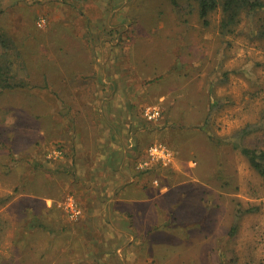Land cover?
<instances>
[{"label":"rangeland","instance_id":"374dc122","mask_svg":"<svg viewBox=\"0 0 264 264\" xmlns=\"http://www.w3.org/2000/svg\"><path fill=\"white\" fill-rule=\"evenodd\" d=\"M222 17L219 4L204 24L196 0H0V64L18 84L0 87V264H76L82 255L64 231L80 216V192L55 186L42 151L74 118L96 120L98 93L121 78L143 87L131 106L141 126L168 140L173 194L168 235L158 227L150 250L134 259L118 247L109 261L264 264V175L240 149L264 150V7L242 11L228 32ZM62 48L74 56L61 60ZM63 63L93 73L62 75ZM148 106L159 115L147 118Z\"/></svg>","mask_w":264,"mask_h":264},{"label":"crops","instance_id":"0c3cea01","mask_svg":"<svg viewBox=\"0 0 264 264\" xmlns=\"http://www.w3.org/2000/svg\"><path fill=\"white\" fill-rule=\"evenodd\" d=\"M63 49L58 51L61 60L74 56ZM71 65L61 64L58 73L73 76L93 73L91 67ZM130 69L132 75L137 67ZM105 71L110 73L108 67ZM120 80L113 93H108V89L98 93L100 99L95 105L100 106L101 115L96 120L91 121L92 116L89 120L74 118L73 126L64 124L67 135L62 139L55 137V145L49 152L42 151L44 163L56 172L55 186L80 192L76 196L80 216L72 222L74 226L64 229L71 236L68 247L80 246L82 250L76 264L91 261L112 264L108 251L118 247L123 252L127 247L131 253L136 251L135 259L139 250L151 249L155 229L160 227L159 234L168 235V197L173 194L172 180L168 178V140L157 129L141 126V118L131 109L141 100L143 87H126L124 79ZM69 90L73 91L70 84ZM93 101L92 96L85 103L93 106ZM149 143L158 146L157 154L149 153ZM162 148L167 151L166 157L161 155ZM166 243L167 240L159 246L166 247ZM147 255L153 258V253Z\"/></svg>","mask_w":264,"mask_h":264},{"label":"trees","instance_id":"16d2710c","mask_svg":"<svg viewBox=\"0 0 264 264\" xmlns=\"http://www.w3.org/2000/svg\"><path fill=\"white\" fill-rule=\"evenodd\" d=\"M199 16L203 19V23L207 24V16L209 12L215 9L219 4H221L223 17L220 23V29L223 32L231 31L235 25L239 21V16L242 11H254L258 8L264 7L263 0H196ZM3 47L7 46V39L1 37L0 38ZM8 47V46H7ZM6 47V48H7ZM1 59V57H0ZM9 68L6 65L0 64V87H11L18 84L11 83L8 75ZM250 128L249 125L247 127L242 128L239 131L240 136H244ZM241 152L247 156L250 164L254 169L260 174L264 175V150H258L252 147L240 146Z\"/></svg>","mask_w":264,"mask_h":264},{"label":"built area","instance_id":"2783aa9c","mask_svg":"<svg viewBox=\"0 0 264 264\" xmlns=\"http://www.w3.org/2000/svg\"><path fill=\"white\" fill-rule=\"evenodd\" d=\"M144 112H145L146 117L149 118V119L155 118V117H157V115H159V109L154 107V106L153 107L148 106L144 110ZM149 150H150L151 154H157L159 152L158 151V146H156V145L151 146L149 148ZM166 154H167V151L164 148H162V153H161L162 157H166ZM74 212L78 213L79 210L74 208Z\"/></svg>","mask_w":264,"mask_h":264}]
</instances>
